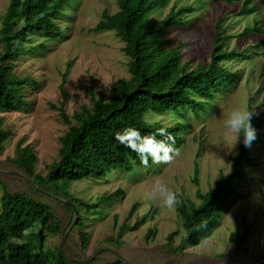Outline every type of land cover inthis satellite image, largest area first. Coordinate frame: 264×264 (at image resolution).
<instances>
[{
	"label": "rangeland",
	"instance_id": "1",
	"mask_svg": "<svg viewBox=\"0 0 264 264\" xmlns=\"http://www.w3.org/2000/svg\"><path fill=\"white\" fill-rule=\"evenodd\" d=\"M11 0H0V17L4 15ZM71 9L64 10L70 23L67 37L61 42L48 44V49L17 63L18 76H30L37 86L27 91L29 105L22 112L0 113L2 127L11 132L0 157V174H24L13 166L8 158L16 156L18 144L30 147L38 158L35 172L45 176V166L57 156L58 138L67 130L59 117L58 108L64 101V109L72 117L82 106L91 108L92 98L109 100L113 86L119 79L129 78L128 58L123 52L124 43L113 31L94 33L93 28L101 20L103 11L113 15L118 11V0H74ZM253 7L252 14L240 15L242 2L232 6L212 5L204 0H166L160 9L162 20L173 5L192 9L186 17L199 16L187 23V27L171 29L166 38H173L176 44H184L180 50L182 62H189L192 69L199 61L211 65L213 26L218 19H224V33L228 37L227 48L235 49L238 57L221 61L219 64L232 73L225 84L213 93V100L205 102L207 112L199 117L183 111L187 116L189 131L183 133L184 142L176 148L180 155L169 164H154L150 168L141 161L129 174L122 171L110 172L104 180H82L69 185V192L76 198L92 204L102 197H109L116 191H123L119 199L83 214L84 226L66 231L70 240L66 242L69 255L79 264H250L264 263V0H246ZM186 18V19H187ZM185 19V20H186ZM259 23L262 30L250 33ZM248 29V30H246ZM42 36L34 38L42 42ZM247 51V52H246ZM244 52L243 55L241 53ZM66 91V98L61 88ZM261 119L254 126L256 138L249 147L252 164L245 168V179L236 188V196L229 209L221 216L217 229L199 246L183 243L184 231L175 207L168 209L158 202H150L146 193L154 177H160L170 189L179 193V201L198 204L196 190L209 191L221 176L230 173L231 157L235 155L239 141L224 127V119L233 108L249 110ZM155 122L173 125L179 118L166 114L153 118ZM198 170V186L192 182L194 171ZM14 170V172H8ZM7 171V172H6ZM119 172V173H118ZM25 177V176H24ZM12 190L26 189L19 180L6 178ZM2 192L0 191V199ZM135 206V208H134ZM135 210H132V209ZM155 209L151 219V210ZM132 213L130 214V212ZM147 216L142 222V218ZM69 218L60 219L65 225ZM243 221L252 226L245 247L246 252L237 254L229 242L232 233H241ZM27 238L33 228L27 225ZM149 230L156 235L146 241ZM178 231L172 244L168 235ZM80 234L87 235L82 244ZM67 237H47L45 246L54 249L62 246ZM238 255V256H237Z\"/></svg>",
	"mask_w": 264,
	"mask_h": 264
},
{
	"label": "trees",
	"instance_id": "2",
	"mask_svg": "<svg viewBox=\"0 0 264 264\" xmlns=\"http://www.w3.org/2000/svg\"><path fill=\"white\" fill-rule=\"evenodd\" d=\"M72 1H10L6 12L0 17V113L22 112L29 105L27 91L37 83L30 76H18L15 72L17 63L24 61L26 56L40 54L48 49V44H57L67 37L65 28L70 23L63 22L66 20L63 10L70 7ZM208 1L225 3L227 6L243 2L240 15L254 12L245 0ZM164 4L165 0H118L115 14L103 11L93 32H115L124 43L123 52L128 58L130 76L114 84V95L109 100L93 97L91 108L82 106L74 111L72 117L64 109V101L59 108L50 104L52 109L58 110L67 130L58 138L57 156L45 166V176L35 172L38 158L30 147L18 144L16 156L8 158L25 177L0 174V264H79L73 262L67 252L66 242L70 239L66 231L71 229L74 232V229L82 228L85 216L119 199L123 191L118 190L109 197L102 196L92 204L71 194L69 185L86 179L104 180L112 171L126 174L133 171L140 161L139 157L114 138L117 132L126 127L136 128L142 136L155 135L158 140L164 139L158 134L159 129L163 128L174 136L175 147L182 144V134L189 131L187 116L183 115V111H190L195 117L205 114L208 109L205 102L213 100V93L225 84L226 77L231 73L219 63L232 60L235 52L229 53L223 49L221 20L214 26L211 65L199 61L190 69V63H183L179 52L185 45L178 43L173 47L174 39L166 38L171 29L183 24L179 15L186 9L173 11L177 8L174 6L166 17L159 20L155 16L160 15ZM262 29L255 22L250 28L251 32L242 37ZM36 36H42V42L35 43ZM61 90L66 98L65 89L62 87ZM249 111H253L250 103ZM166 114H174L179 120L168 126L153 122L150 117L159 118ZM261 122V119L253 116V127ZM2 124L0 117V157L11 137V132L4 129ZM230 160L229 174L221 176L205 193L196 190L198 204L187 200L179 201L175 206L185 233L183 243L199 246L217 229L221 216L233 203L236 188L245 179V168L253 161L249 147L243 144V137ZM151 162L149 157L148 168ZM197 175L198 170L195 169L192 179L195 186L199 184ZM6 178L19 180L26 189H10ZM104 207L99 210L100 213ZM84 213L87 215L83 216ZM154 215L155 209H152L151 219ZM64 218H69L68 222L61 225L60 219ZM146 218L144 216L141 221L144 222ZM27 225L33 228L31 238L26 235ZM251 229L252 226L243 221L242 232L229 236V242L234 245L238 255L247 251L245 244ZM178 234L176 231L168 235L169 245ZM54 235L67 239L62 246L46 248L47 237ZM155 235V230H149L146 241ZM80 238L85 245L87 235L80 234Z\"/></svg>",
	"mask_w": 264,
	"mask_h": 264
},
{
	"label": "clouds",
	"instance_id": "3",
	"mask_svg": "<svg viewBox=\"0 0 264 264\" xmlns=\"http://www.w3.org/2000/svg\"><path fill=\"white\" fill-rule=\"evenodd\" d=\"M204 1H206L207 3H211L212 5H219V4L226 5L225 3H212L208 0H204ZM74 4L75 1L73 0L70 7L67 8L71 9V6H73ZM174 6L177 5H173L169 9L165 17L170 13V11L173 9ZM177 9H186L185 12H182L179 15V18H181L183 21V24L180 27H187V23L189 21H193L196 18L199 19V16H194L189 18L186 17V15L190 11H192V9L177 6V8L173 9V11H177ZM219 20H221V29H222L221 39L223 40L224 43L223 49H225L229 53L235 52L232 59L234 60L238 57V55H236L235 49L227 48L228 37L224 33V29L226 25L223 23L224 19H218L216 23ZM214 26H213V41H214ZM213 41H212V49H213ZM243 54L244 52L241 53V55ZM253 115L254 112L249 111L246 108L244 109L233 108L228 112V115L223 122L225 129H227L234 136L236 143L240 140L241 137H243V144L245 147H250L252 141H254L256 138V130L252 125ZM158 134L164 137V139L158 140L155 135L146 134L142 136L136 128L129 126L124 128L121 132H117L114 138L118 140L120 144L129 148L132 152H135L139 157L141 163L145 166L148 164L149 157L152 159V162L154 164H161V163L169 164L174 160L175 157L180 155V151L178 148L175 147V138L172 134L168 133L163 128L159 129ZM178 196L179 193L170 189L165 183H163L160 177L153 178L151 188L146 193V198L150 202L153 203L158 202L160 206L166 207L168 209L174 208L179 203Z\"/></svg>",
	"mask_w": 264,
	"mask_h": 264
}]
</instances>
